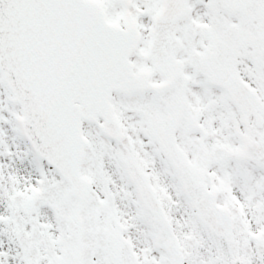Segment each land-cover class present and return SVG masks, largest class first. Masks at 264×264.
Listing matches in <instances>:
<instances>
[{
	"label": "snow or ice",
	"instance_id": "obj_1",
	"mask_svg": "<svg viewBox=\"0 0 264 264\" xmlns=\"http://www.w3.org/2000/svg\"><path fill=\"white\" fill-rule=\"evenodd\" d=\"M0 264H264V0H0Z\"/></svg>",
	"mask_w": 264,
	"mask_h": 264
}]
</instances>
